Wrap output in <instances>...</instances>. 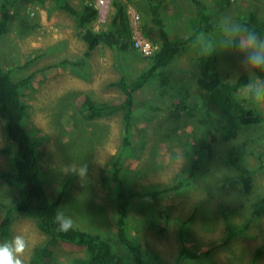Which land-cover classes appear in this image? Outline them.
<instances>
[{"label": "rangeland", "instance_id": "obj_1", "mask_svg": "<svg viewBox=\"0 0 264 264\" xmlns=\"http://www.w3.org/2000/svg\"><path fill=\"white\" fill-rule=\"evenodd\" d=\"M41 1L19 0L12 8L13 20L21 19L14 21L15 28L0 42V64L13 69L15 80L32 74L22 93L27 107L23 126L40 139L37 151L47 196L63 207L80 228L113 242L120 251L114 242L116 207L109 168L121 145V115L90 121L79 110L85 95L96 102L121 100L122 94L113 83L121 73L130 74V79L144 70L148 60L133 47L117 52L116 48L101 45L79 67L60 65L63 60L83 58L86 46L81 40L82 31L73 16L59 11L48 0L50 6ZM82 1L68 0L76 9H80ZM114 1L117 0H111L105 20L100 22L96 17L90 24L94 31L110 28ZM119 1L129 35L140 30L144 38L158 45L157 28L144 10L145 0ZM203 1L213 6L212 19L217 28L219 17L238 20L251 11L264 21V0H216L214 4ZM35 2L38 10L33 13L30 3ZM133 14L139 18L131 19ZM197 16L192 0H168L161 8L162 24L171 36L189 34ZM131 37L124 40L131 43ZM193 45L176 54L164 70L167 84L157 80L136 93V100L155 101L158 111L144 114L134 127L137 150L124 163L121 180L127 190L164 191L160 197L134 201L130 208L131 231L147 250L152 264H250L253 259L254 264H264V217L252 216L249 204L250 199L264 198V167L259 161L264 159V124L244 126L228 142H212L210 156L200 159L188 184L181 185L192 168L186 152L197 138H202L199 119L193 117V109H199L201 104L196 93L197 66L194 73L198 52ZM213 56H219L214 77L222 81L231 82L247 73L239 53L225 51ZM259 107L264 114V106ZM175 133L176 138L167 137ZM5 146L0 120V171L8 167V158L2 153ZM234 151L240 153V165L256 171L249 194L239 192L232 180L235 173L225 154ZM71 163L88 164L86 180L63 172L64 166ZM14 202V193L0 180V205ZM231 224L237 226V232L228 239ZM17 234L29 242L24 260L30 264L34 248L47 237L21 212L15 214L9 239ZM183 248L198 256L177 262ZM51 251L60 264H71L73 259L84 256L79 248L65 244L54 245Z\"/></svg>", "mask_w": 264, "mask_h": 264}, {"label": "trees", "instance_id": "obj_2", "mask_svg": "<svg viewBox=\"0 0 264 264\" xmlns=\"http://www.w3.org/2000/svg\"><path fill=\"white\" fill-rule=\"evenodd\" d=\"M15 1L0 0V41L7 31L10 11ZM167 1H144V10L157 28L159 43L151 56L143 58L148 60L144 70L132 74L130 79H128L130 74L121 73L118 81L113 83V86L117 87L122 94L121 100L96 102L85 95L81 100L79 110L84 119L90 121L114 114L121 115L123 124L121 145L117 159L109 168V179L114 185L115 202L113 205L116 207L114 242L121 249L120 251L114 248L113 242L80 228L76 220H74L75 227L69 232L63 233L58 230L54 217L59 207L47 196L41 177L40 157L37 151L40 139L34 137L23 126L27 107L23 102L22 93L32 80V74L15 80L13 69H5L0 64V120L6 140L2 153L8 158V167L0 171V180L5 183L10 192L14 193V199L17 200L15 204L0 205V243L9 239L16 213L21 212L32 219L47 239L42 245L34 248L30 264H60L53 259L51 249L54 245L61 244L83 251L84 256L73 259L71 264H152L147 250L132 234L130 208L135 204L136 199L157 198L164 190L152 192L127 190L121 180L124 163L137 150L134 147V127L144 114L158 111L155 101L136 100V93L157 80L160 84H167L168 77L164 70L171 65L176 54L197 42V32L202 31L214 37L218 33V28L212 19L213 6L209 3L204 4L203 0H192L197 8L198 16L191 22L190 33L186 36H171L165 30L161 20V8ZM211 1L213 4L216 2V0ZM52 2L55 8L75 18L77 27L82 31L81 40L86 46L81 60H63L60 65L68 64L71 67H79L101 45L109 49L116 48L117 52L126 51L128 46L132 47V43L124 40L127 36L130 39L131 36L128 32L123 4L119 0L114 1L115 13L110 18L108 24L110 28L99 31H94L90 27L97 17V10L93 6L94 0H83L80 9L72 7L68 0H52ZM238 21L254 28L258 34L264 36V21L254 11L244 13L238 17ZM218 60L219 56L212 55L205 58L198 54L194 61V73H196L195 66L199 71L196 93L201 99V104L199 109H193V117L195 120L199 119L202 138H197L191 150L186 152L185 156L191 160L192 168L188 170V176L181 180L182 186L187 185L192 178L193 169L199 160L210 156L212 142L216 140L228 142L239 134L242 127L264 124V114L260 111V107L251 104L241 94L243 92L241 86L246 82L248 73L238 75L231 82L222 81L214 77V73L218 70ZM167 137L176 138V133ZM225 156L227 164L233 168L235 173L232 180L239 192L249 194L253 189L256 171L238 163L240 156L238 151L226 153ZM259 161L261 167H264V159L259 158ZM60 196L63 197V194ZM249 204H251L252 216L264 217V198L250 199ZM231 226L232 224L229 226L228 239L237 232V226H233L234 228ZM256 254L258 256L260 252ZM197 256L183 248L178 255L177 262L186 258L194 259ZM254 263L253 259L250 264Z\"/></svg>", "mask_w": 264, "mask_h": 264}, {"label": "clouds", "instance_id": "obj_3", "mask_svg": "<svg viewBox=\"0 0 264 264\" xmlns=\"http://www.w3.org/2000/svg\"><path fill=\"white\" fill-rule=\"evenodd\" d=\"M218 33L208 37L197 32V42L193 48L205 58L215 53L235 51L241 56V64L248 73L241 86L244 99L256 106H264V36L245 23L229 16H221L217 21ZM63 172L86 180L88 164L71 163L65 165ZM54 220L60 232L67 233L75 227V222L63 207L58 208ZM29 250V242L22 234H17L0 243V264H25L24 256Z\"/></svg>", "mask_w": 264, "mask_h": 264}, {"label": "built area", "instance_id": "obj_4", "mask_svg": "<svg viewBox=\"0 0 264 264\" xmlns=\"http://www.w3.org/2000/svg\"><path fill=\"white\" fill-rule=\"evenodd\" d=\"M111 0H94L93 6L97 10V18L101 22L108 17V11ZM132 18H139L137 14H133ZM132 47L143 57H149L156 50L157 45L154 46L148 39L144 38L139 32H134L132 35Z\"/></svg>", "mask_w": 264, "mask_h": 264}, {"label": "crops", "instance_id": "obj_5", "mask_svg": "<svg viewBox=\"0 0 264 264\" xmlns=\"http://www.w3.org/2000/svg\"><path fill=\"white\" fill-rule=\"evenodd\" d=\"M17 2H19V0H16L15 1V3H14V6L15 5H17L16 3ZM40 2H42L41 0H40ZM48 2H52V0H48ZM47 2V0H45V4H47V5H49V3ZM53 3V2H52ZM71 5V4H70ZM30 6H31V9H32V12L34 13V11L36 10H38V4L35 2V3H30ZM50 6V5H49ZM53 6H54V3H53ZM72 6V5H71ZM73 7V6H72ZM75 8V7H74ZM57 9V8H56ZM76 9V8H75ZM14 11L15 10H13V9H11V11H10V21H9V25H8V28H7V31H6V33L2 36V38H1V41L3 40V38L6 36V35H9V33H10V30H13L14 28H15V26H14V21L16 20V19H18V20H20L21 18H14V20H13V13H14ZM60 11V10H59ZM67 13V12H66ZM75 19V18H74ZM13 20V21H12ZM75 22H76V20H75ZM19 25H20V23H19ZM0 41V42H1Z\"/></svg>", "mask_w": 264, "mask_h": 264}, {"label": "bare ground", "instance_id": "obj_6", "mask_svg": "<svg viewBox=\"0 0 264 264\" xmlns=\"http://www.w3.org/2000/svg\"><path fill=\"white\" fill-rule=\"evenodd\" d=\"M29 38V37H28ZM101 59V58H100ZM53 65V64H52ZM105 72V71H104ZM105 86V85H104ZM115 107V106H114ZM113 110V109H112ZM138 117V116H137ZM145 134V133H144ZM163 139V138H162ZM118 149V148H117ZM48 166V165H47ZM27 173V172H26ZM258 245V244H257ZM258 247V246H257Z\"/></svg>", "mask_w": 264, "mask_h": 264}]
</instances>
